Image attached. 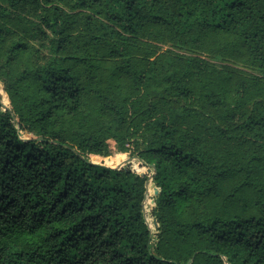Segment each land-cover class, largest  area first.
Here are the masks:
<instances>
[{"label": "trees", "instance_id": "obj_1", "mask_svg": "<svg viewBox=\"0 0 264 264\" xmlns=\"http://www.w3.org/2000/svg\"><path fill=\"white\" fill-rule=\"evenodd\" d=\"M0 264H264V0H0Z\"/></svg>", "mask_w": 264, "mask_h": 264}, {"label": "rangeland", "instance_id": "obj_2", "mask_svg": "<svg viewBox=\"0 0 264 264\" xmlns=\"http://www.w3.org/2000/svg\"><path fill=\"white\" fill-rule=\"evenodd\" d=\"M129 157L130 158H129V160L127 162L133 161L134 164H136V165H138V167H140V160L137 157H131V156H129ZM123 166H124V164L121 167H123ZM145 209H148L150 211V213L152 214V207H151V205H149V203H148V205H147V207Z\"/></svg>", "mask_w": 264, "mask_h": 264}, {"label": "water", "instance_id": "obj_3", "mask_svg": "<svg viewBox=\"0 0 264 264\" xmlns=\"http://www.w3.org/2000/svg\"><path fill=\"white\" fill-rule=\"evenodd\" d=\"M131 163H132V161L127 162V164H129V165H130Z\"/></svg>", "mask_w": 264, "mask_h": 264}]
</instances>
